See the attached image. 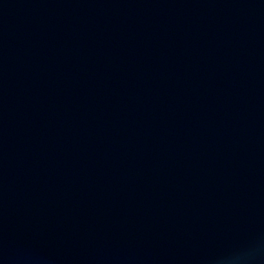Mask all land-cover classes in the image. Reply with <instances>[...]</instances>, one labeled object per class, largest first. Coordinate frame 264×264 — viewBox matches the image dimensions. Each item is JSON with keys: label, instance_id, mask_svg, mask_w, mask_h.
Instances as JSON below:
<instances>
[{"label": "water", "instance_id": "water-1", "mask_svg": "<svg viewBox=\"0 0 264 264\" xmlns=\"http://www.w3.org/2000/svg\"><path fill=\"white\" fill-rule=\"evenodd\" d=\"M0 264H264V0H0Z\"/></svg>", "mask_w": 264, "mask_h": 264}]
</instances>
